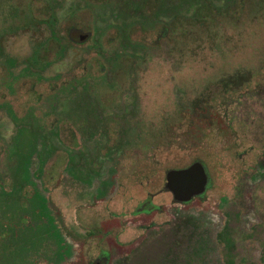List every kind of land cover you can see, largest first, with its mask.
I'll return each mask as SVG.
<instances>
[{
  "label": "rangeland",
  "instance_id": "374dc122",
  "mask_svg": "<svg viewBox=\"0 0 264 264\" xmlns=\"http://www.w3.org/2000/svg\"><path fill=\"white\" fill-rule=\"evenodd\" d=\"M244 2L0 0V264H264V0ZM197 156L211 185L176 202L166 170Z\"/></svg>",
  "mask_w": 264,
  "mask_h": 264
},
{
  "label": "water",
  "instance_id": "95a60500",
  "mask_svg": "<svg viewBox=\"0 0 264 264\" xmlns=\"http://www.w3.org/2000/svg\"><path fill=\"white\" fill-rule=\"evenodd\" d=\"M83 38V37H82ZM165 188L176 202H188L206 192L211 182L209 168L200 159L166 170Z\"/></svg>",
  "mask_w": 264,
  "mask_h": 264
},
{
  "label": "trees",
  "instance_id": "16d2710c",
  "mask_svg": "<svg viewBox=\"0 0 264 264\" xmlns=\"http://www.w3.org/2000/svg\"><path fill=\"white\" fill-rule=\"evenodd\" d=\"M244 0H239V6H240V8H243V6H244ZM23 86L25 87V89H24V93L25 94H29V93H31V94H36V92H37V81H35V80H30V81H28V82H23ZM200 159V160H202L203 162H205V163H207V161L204 159V158H202L201 156H197V157H195V159ZM174 167H180V166H174ZM211 183V182H210ZM211 185V184H210ZM205 196V194L203 193L202 195H200L199 196V198L201 197V198H203ZM193 200V199H192Z\"/></svg>",
  "mask_w": 264,
  "mask_h": 264
}]
</instances>
